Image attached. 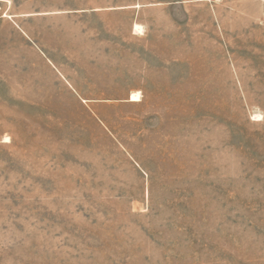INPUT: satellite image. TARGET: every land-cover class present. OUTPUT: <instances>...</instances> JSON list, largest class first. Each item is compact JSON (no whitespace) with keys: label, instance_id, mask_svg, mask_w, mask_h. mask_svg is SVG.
Wrapping results in <instances>:
<instances>
[{"label":"rangeland","instance_id":"rangeland-1","mask_svg":"<svg viewBox=\"0 0 264 264\" xmlns=\"http://www.w3.org/2000/svg\"><path fill=\"white\" fill-rule=\"evenodd\" d=\"M0 3V264H264V0ZM27 35L150 42L167 97L73 98Z\"/></svg>","mask_w":264,"mask_h":264},{"label":"crops","instance_id":"crops-1","mask_svg":"<svg viewBox=\"0 0 264 264\" xmlns=\"http://www.w3.org/2000/svg\"><path fill=\"white\" fill-rule=\"evenodd\" d=\"M160 4L162 3L155 5ZM127 8L136 9L130 21V27L126 31L132 38L144 39L143 36L157 32L152 31L154 26L142 15L141 5L114 6L107 10L97 9L93 12L121 17L122 11ZM0 16L4 21L13 18V15L8 12L2 13ZM172 16L168 14L171 21L174 20V16ZM112 29L115 30V27L103 26L101 32ZM24 33L27 34L25 31ZM161 33H167V31H161ZM27 36L43 58L44 64L42 66L47 69L46 72L53 75L55 80L73 98L81 100H130L135 92H140L141 98L154 97L149 94L152 92L158 93L155 96L167 97L164 93L169 88L167 77L171 73L170 68L164 60L153 61L149 57H144L143 51H151L150 42H130L128 44L120 40L102 38L93 43H77L71 50L70 59L67 60L58 59L38 45L29 37L30 35Z\"/></svg>","mask_w":264,"mask_h":264},{"label":"bare ground","instance_id":"bare-ground-1","mask_svg":"<svg viewBox=\"0 0 264 264\" xmlns=\"http://www.w3.org/2000/svg\"><path fill=\"white\" fill-rule=\"evenodd\" d=\"M140 99H141V95H140V92L139 93H133L132 94V98H131V100L132 101H140ZM141 205V204H140ZM140 208V207H139Z\"/></svg>","mask_w":264,"mask_h":264}]
</instances>
